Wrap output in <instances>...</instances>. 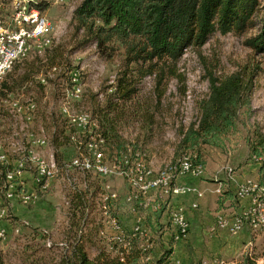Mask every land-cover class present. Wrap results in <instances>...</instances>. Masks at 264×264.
Returning <instances> with one entry per match:
<instances>
[{
	"label": "rangeland",
	"instance_id": "374dc122",
	"mask_svg": "<svg viewBox=\"0 0 264 264\" xmlns=\"http://www.w3.org/2000/svg\"><path fill=\"white\" fill-rule=\"evenodd\" d=\"M38 1L28 0V9L36 10L32 4ZM10 2L0 0V24L12 19ZM19 2L12 0V3ZM81 2L51 0L46 11H38L49 24L48 33L39 43V48L31 50L27 47L25 57L14 62L0 79L5 83V92L0 94V153L8 156L10 163L27 157L25 148L32 146L28 131L37 137V142L28 148V155L54 161L56 150L52 140L64 144L58 149L63 152L62 166L41 189L37 187L32 168H24L22 178L14 181L17 192L21 189L30 192L27 204L19 200L18 193L11 201L4 199V185L13 183V175L7 173L6 176L11 178H3L0 166V260L3 264H57L62 257L71 255L76 244H80L92 260L103 252L109 255L108 243L116 236L111 232L115 231L112 220L127 232L146 233L140 207L167 199L170 211L163 222L168 225L174 212L171 203L180 197L188 199V204H196L197 207L192 208L194 212H202V218L196 221L204 219L206 228L197 230L199 237L193 238L196 226L190 227L187 218L189 228L180 240L182 244L174 242L172 245L173 264H237L246 254L255 264H264V225L248 214L250 198L240 199L236 195L237 186L256 184L257 169L264 160V155L262 159L252 157L246 145V139L252 137L255 129L264 135V54H256L247 45L248 40L261 31L264 0H259L253 29L241 36L214 33L201 49H185L176 63V76H170L165 70L163 79L157 73L140 78L136 71H132L138 80L137 93L126 102H120L112 94L116 79L122 73V50L119 49L111 60H106L99 56L92 43L79 45L82 34L74 33L71 17ZM54 56L57 58L52 61ZM208 72L219 79L235 72L253 73L251 116L248 120L241 115L237 131L226 139L223 149L202 148L204 165H200V176L188 175L183 180L179 179L201 191L204 194L201 199L192 195L166 196L162 193L167 192L160 189L135 197L126 175L117 167H105L106 174H101V177L95 170L86 173L71 167V161L77 154L68 141L70 133L79 135V138L90 135L89 141L92 132L70 127L64 108L72 116L85 112L88 122H94L93 118L99 120L98 111L108 115L118 135L128 145L127 159H130L132 150H137L130 167H143L153 176L171 166L180 139L179 130L186 129L197 120L198 103L208 93ZM77 81L80 91L74 92L75 100L69 99L68 91L75 90ZM6 93L7 97L20 101V108H28L29 105V124L24 117L13 113V104H8L3 98ZM101 147L94 148L96 154H101L100 161L114 166L103 160ZM229 170L233 180H228ZM181 177L184 176L177 177L175 182ZM93 187L100 190L93 192ZM223 190L236 196L234 203L217 204ZM80 195L86 202L78 205L82 209L74 204ZM110 195L114 198L107 205L104 198ZM244 200L247 203L241 202ZM249 218L256 226L248 223ZM218 219L230 223L241 219L243 223L239 231L231 234L219 229ZM165 231V239L158 238L152 256L143 264H151L163 249L170 247L169 226ZM219 231H223L221 236L228 243H240L238 252L232 256L213 254ZM242 232L246 235L244 242ZM189 234L192 238L187 240Z\"/></svg>",
	"mask_w": 264,
	"mask_h": 264
},
{
	"label": "trees",
	"instance_id": "16d2710c",
	"mask_svg": "<svg viewBox=\"0 0 264 264\" xmlns=\"http://www.w3.org/2000/svg\"><path fill=\"white\" fill-rule=\"evenodd\" d=\"M50 3L51 0H40L32 6L43 13ZM258 9L259 0H82L72 12L71 23L74 33L82 34L79 45L92 43L100 57L111 60L119 49L122 50V73L116 79L112 94L120 102H126L137 93L138 80L132 71H136L140 78L157 73L163 79L165 70L170 76H176L175 66L185 49H201L214 33L243 35L255 27ZM261 23L260 33L247 42L256 54H264V13ZM56 58L52 57V61ZM207 78L208 93L198 103L197 120L186 129L179 130L180 139L174 151L172 166L177 165L184 155L191 154L192 164L203 167L202 148L223 149L226 139L237 131L241 115L248 120L251 116L253 73L235 72L219 79L208 72ZM1 81L0 94L5 92V83ZM98 112L97 132L103 140L100 148L103 160H108L126 173L137 150H132L130 159H127V143L118 135L112 119ZM84 136L78 141L86 143L90 135ZM251 136L246 139L249 154L262 159L264 135L255 129ZM68 141L76 150L77 145L70 139ZM52 146L56 150L54 163L59 170L63 164V152L58 149L64 144L53 139ZM7 173L3 171L2 177H6ZM96 175L102 176L99 173ZM256 184L264 188V160L257 169ZM98 190L100 188L95 187L93 192ZM235 200L236 196L230 191L222 192L217 204L222 205L226 201L234 203ZM138 201L140 198L136 200L137 205ZM85 203L81 195L74 202L78 209H82L78 205ZM140 209L143 210L146 233L123 230L121 243L111 240L108 243L109 255L103 252L93 260L80 244H76L71 255L62 257L57 264H143L152 256L158 238L164 233L166 225L161 221L170 211L169 201L156 200ZM171 237L170 247L163 249L151 264H172V245L176 241L173 235ZM0 264H3L1 260ZM237 264H255V261L246 254Z\"/></svg>",
	"mask_w": 264,
	"mask_h": 264
},
{
	"label": "built area",
	"instance_id": "2783aa9c",
	"mask_svg": "<svg viewBox=\"0 0 264 264\" xmlns=\"http://www.w3.org/2000/svg\"><path fill=\"white\" fill-rule=\"evenodd\" d=\"M10 8L12 10V19H9L7 23L0 24V79L2 77V66H11V60L13 56L21 54L23 47L39 48L41 40L45 37L49 30V24L46 19L44 23H36V15L39 14L38 10L28 9V0H20L19 3L10 2ZM28 28H36V35H28ZM77 81L75 83V90L68 91V98L74 99V92L80 91V84ZM5 102L13 104V113L19 117H24V121L27 124L30 123V112L28 108H20V101L13 100L7 97V93L3 95ZM65 113L69 118L70 127L75 128L78 131H91L92 139L90 141H78L79 135H70L69 139L71 142L77 145L76 154L77 156L71 161V167L78 169L83 172H91V170L103 169L105 167H117L109 166L105 162H99V155L94 154V146H102L103 140L100 134L97 132L99 127L98 123L94 119V122H84L85 112L69 115L68 109L64 108ZM71 117V119H70ZM27 133L31 134L32 146L37 142V137L30 131ZM31 146V147H32ZM83 146V148H81ZM27 157L17 158L13 163L8 161V156H3V152L0 153V166L3 168L2 171H7L13 175V183H5L3 188L4 199L8 202L11 201L15 194L20 201L29 203L30 192L21 189L18 191L17 185L14 183L15 180H20L24 174V168H32L33 175H35V181L37 187H42L46 184L47 180L52 178L57 171L54 161H46L43 158L35 155H28ZM138 157V155H136ZM181 159H185V165H191V172H184V166L176 168V174L172 176L162 175H151L149 172L144 171L143 167H129L126 173L127 182L130 190L137 197L138 194H147L150 191V183H160L159 191H166L167 196H195L200 197V192L194 187L187 185H177L176 178L179 176H193L197 177V166H194L189 156H183ZM119 167H117V170ZM228 176V171H227ZM228 180H231L228 178ZM237 197L244 199L245 197L250 198V209L248 214L251 217H255L256 220L264 225V188H259L257 184H247L237 186ZM114 195L105 197L104 199L110 202ZM197 206L192 204L191 208ZM3 212V211H2ZM247 215V216H249ZM171 226L172 233L175 234L176 242L180 241L186 234L189 228L188 220L182 210L174 211L171 215ZM252 222V223H251ZM242 220L236 219L233 222L224 221L218 219L217 224L219 229H223L231 234L236 233L242 227ZM248 223L252 227L256 226V223L249 218ZM113 228L117 235L113 238L116 242L121 243L123 230L117 226L115 220H112ZM139 232V231H133ZM173 264V263H172Z\"/></svg>",
	"mask_w": 264,
	"mask_h": 264
},
{
	"label": "crops",
	"instance_id": "0c3cea01",
	"mask_svg": "<svg viewBox=\"0 0 264 264\" xmlns=\"http://www.w3.org/2000/svg\"><path fill=\"white\" fill-rule=\"evenodd\" d=\"M230 173H231V170H229L228 171V177L230 176ZM185 177H189V176H184V177H181V178H178L177 179V184H179V185H188V184H185L184 182H181V181H179V179H182L183 180V178H185ZM231 180H233L232 179V177L230 176L229 177ZM192 180V179H191ZM233 182H235V181H233ZM193 184H194V180H193ZM193 184H191V185H193ZM234 185H233V190H234ZM222 192H227V190H223ZM162 194H164V195H166L167 196V193L165 194V193H162ZM203 193L202 192H200V197H196L197 199H201L202 197H203ZM234 195V194H233ZM188 199H185V198H180V197H177V198H175L173 201H172V203H171V208H172V210L173 211H177V210H182L183 211V213H185L186 214V218H188L189 219V222H190V227L192 226V225H195L196 226V233H193V235H192V237L193 238H197V237H199V235H198V231L197 230H199L200 228L201 229H203V231L205 230V228H206V222L204 221V219H202V221L200 222V221H196V220H200L201 218H202V212L201 211H199L198 213H195L194 212V210L191 208V204H188ZM194 202V201H193ZM226 202H228V201H226ZM226 202H224V203H226ZM241 202H246L247 203V200L245 201H241ZM194 205H196V204H194ZM169 207H170V205H169ZM165 216V215H164ZM164 216H163V218H164ZM163 218H162V221H161V223H163L164 225H166L164 222H163ZM187 219V220H188ZM169 226V228H170V231H169V233H170V236H172L173 235V233H172V226H171V222H169L168 223V225H166L165 226V229H164V233L162 234V236L160 237V239L162 238V239H165L164 238V236L165 235H167V233H166V228ZM200 231V230H199ZM111 232H112V234H116L117 235V233L115 232V231H112L111 230ZM221 232H223V231H219L218 232V237L217 238H219V240H218V243H217V245H215V249H212L213 250V254L214 255H231L232 256V254H235L236 252H238L239 251V249H240V243H234V242H227V240L225 239V238H223L221 235ZM242 235H243V239H242V241L244 242L245 241V232H242ZM191 237V238H192ZM190 238V234L188 235V237H187V240L188 239H191ZM159 239V240H160ZM176 241V240H175ZM160 243V242H159ZM178 244H182V241H180V242H177ZM176 243V244H177ZM184 243V242H183ZM210 252V251H209ZM173 254H174V249H173ZM173 254H172V258H173ZM209 254H211V252L209 253ZM212 255V254H211Z\"/></svg>",
	"mask_w": 264,
	"mask_h": 264
},
{
	"label": "bare ground",
	"instance_id": "6f19581e",
	"mask_svg": "<svg viewBox=\"0 0 264 264\" xmlns=\"http://www.w3.org/2000/svg\"><path fill=\"white\" fill-rule=\"evenodd\" d=\"M36 23H44V18L42 16H40L39 14L36 15ZM28 35H36V28H28ZM26 53H27V47H23V52L21 54H17L16 56H13V58L11 60V65L14 62L18 61L20 58L25 57ZM10 67L9 66H2V76L5 75V73L10 69ZM86 118L87 117H84V122H88L87 121L88 118L87 119ZM94 148H96V146ZM94 154H96L95 151H94ZM100 160L101 159H99V162H101ZM179 166H184V172H191V165H185V159H180L179 161H177V165L168 166L164 170L159 171L157 173V175L172 176V175L176 174V168H178ZM95 171L99 174H106V170H103V169H96ZM201 173H202V168H201V166H198L197 167V177L200 176ZM6 178L10 179L11 176L7 175ZM158 189H160V183H150V191H156ZM138 195H143V194H138ZM174 239L176 240L175 235H174Z\"/></svg>",
	"mask_w": 264,
	"mask_h": 264
}]
</instances>
